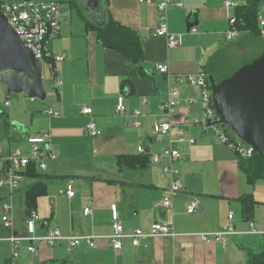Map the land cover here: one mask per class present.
Wrapping results in <instances>:
<instances>
[{
  "label": "crops",
  "instance_id": "0c3cea01",
  "mask_svg": "<svg viewBox=\"0 0 264 264\" xmlns=\"http://www.w3.org/2000/svg\"><path fill=\"white\" fill-rule=\"evenodd\" d=\"M43 1L61 5V36L52 49L66 55L65 61L56 65L54 76L63 85L54 89L42 113L44 106L38 105L37 99L24 105L23 110L13 108L10 99L5 101L10 110L9 114L1 112L0 156L6 158L17 149L28 154L27 137L49 132L51 149L58 153V158L47 161L46 172L39 171L46 193L38 198L33 209L41 218L37 235L58 229L65 237L98 238L95 248L83 244L73 251H68L64 240L53 247L37 243L36 253H29L22 244L20 256L13 264H247L250 253L264 248L262 241L259 247L249 241V236L264 237L249 234L251 221L257 231L264 233V200H258L255 194L261 190L264 198V186L252 190L257 184L248 183L239 168V156L211 130L184 126L186 118L202 117L198 104L187 103L190 98H200L201 91L177 81L179 75L204 71L212 59H222L227 67L230 57L237 56L232 75L264 53V49L256 48L264 42L259 35L245 31L231 42L225 39L230 16L235 13L225 3L241 5L244 0H178L183 7L171 6L167 12L170 33L182 38L178 49H169L166 39L155 35L160 16L157 6L163 0H105L106 4L98 9L88 0L74 3L65 0L68 8L60 0ZM106 9L117 22L138 32L144 54L142 70L129 64L119 52L103 47L95 30L87 28V23L98 20ZM259 14L264 16V0ZM192 27L198 29L197 34L191 33ZM161 64L169 66L168 74L158 71ZM173 89L179 90L181 99L171 118V137L191 138L195 144L176 145L183 155L178 167L184 190L174 198L171 212L162 207L170 189V176L163 166L152 164L149 158L150 163L140 169L130 165L120 167L118 159L150 157L167 145V139L157 141L153 125L166 119L161 107ZM119 96L125 98L127 115L116 113ZM84 107L92 108L93 114L83 115ZM47 109L59 111L60 116H47ZM136 110L142 112L138 117L132 116ZM89 122L96 123L102 131L100 136L90 135L86 128ZM139 147H144L147 153L139 154ZM37 181L27 177L22 189L15 193L7 187L0 189V264H12L13 257L11 243L2 239L10 234L26 235L29 215L26 191ZM69 184L76 192L74 198L60 194ZM249 195L255 206L250 219H246L243 200ZM194 197L199 200L198 210L188 214ZM4 204L12 206L13 226L9 231L1 224ZM113 206H117L119 220L128 232L138 228L148 230L159 223L173 227L178 236L144 238L138 247L125 239L123 248L114 251L106 238L113 232ZM86 209L91 213L85 214ZM231 213L241 234L222 243H203L198 235L223 231L230 224Z\"/></svg>",
  "mask_w": 264,
  "mask_h": 264
},
{
  "label": "built area",
  "instance_id": "2783aa9c",
  "mask_svg": "<svg viewBox=\"0 0 264 264\" xmlns=\"http://www.w3.org/2000/svg\"><path fill=\"white\" fill-rule=\"evenodd\" d=\"M144 1V0H141ZM0 6L2 12L7 16L10 25L14 28L17 35L24 42L26 47L33 53L36 59L42 61L43 68L48 65L50 70L55 75L57 73L56 65L62 63L66 59V55L56 53L52 49L53 43L61 36V5L54 1H34V0H0ZM171 6L176 8H182L183 3L178 0H163L157 9L160 13L159 25L155 30L157 37L165 38L169 49H178L182 45V38L179 35L170 33L169 25L167 21V12ZM226 8L236 9L237 4L227 1L225 3ZM258 35L264 40V16L258 15ZM229 29L225 33V39L231 42L240 34L237 28L234 14L230 16ZM191 33L197 34L198 29L192 27ZM157 69L162 74L169 73L168 65H158ZM177 81L183 85L192 88H199L201 91L200 98H190L187 103L188 106L199 105L202 117L201 118H186L184 120V126L186 127H203L205 130H211L214 135L221 141V143L227 145L233 152H235L242 159H249L253 156L255 151L253 148L245 144L239 139L233 131L225 125L213 104V92L212 86L208 75L205 71H200L198 74L179 75ZM63 85V81L56 77L55 88L58 90ZM181 95L179 90L173 89L169 91L167 98L162 105V111L166 119L157 120L153 125V134L157 141L162 142L167 139V145L157 154L150 155V161L154 165H162L163 171L170 176V189L169 195L162 200V207L173 211L174 198L183 192L184 186L181 180V170L178 167V163L181 162L183 155L176 147L180 143H188L194 145V139H187L181 137L174 140L171 137L172 121L171 118L176 112L180 104ZM144 100L143 103H145ZM10 102L6 103L9 106ZM49 117H59L60 113L57 110L47 109L45 111ZM116 113L118 115H127V106L124 96H119L116 106ZM82 114L85 116H91L93 110L90 107H84ZM141 111L136 110L132 116H140ZM87 131L91 136L96 137L102 134V131L97 127L96 123L89 122L86 126ZM51 134L47 131L27 137V143L30 146L28 154H24L21 150L17 149L10 153L6 158L0 156V189L7 187L11 193H15L22 189L23 183L26 179V171L31 165H36L38 171L44 173L47 171V161H53L58 158V153L53 151L50 146ZM139 154H146L144 147H139ZM60 194L68 198H74L76 192L74 187L69 184L65 189L60 190ZM199 207L198 198L194 197L189 203L187 208L188 214H194ZM90 209L85 210V214H90ZM112 227L113 232L106 237L110 242L114 251H119L123 248V241L130 239L133 246L138 247L140 242L144 238H176L178 235L173 227L165 224L155 223L148 230L135 229L128 232L121 221L119 220V212L117 206L112 207ZM230 224L223 231L216 233H202L198 236L205 244L222 243L227 240L228 237L241 234L238 232L234 225V215H229ZM41 221L40 215L36 210L29 212L26 220V235L18 236L10 234L8 237H4L2 240L11 243L12 247V264L20 256V247L22 244L27 246L29 253H36L37 243H45L46 245L53 247L58 241H66L68 251L85 244L90 248H95L96 236H68L65 237L58 229L49 230L44 235H37V225ZM2 227L9 231L13 226L12 220V206L10 204L3 205V214L1 216ZM251 230L249 234H260L264 236V233H260L255 228V224L250 222Z\"/></svg>",
  "mask_w": 264,
  "mask_h": 264
},
{
  "label": "water",
  "instance_id": "95a60500",
  "mask_svg": "<svg viewBox=\"0 0 264 264\" xmlns=\"http://www.w3.org/2000/svg\"><path fill=\"white\" fill-rule=\"evenodd\" d=\"M90 1L94 9L103 6L101 0ZM102 12L98 20L91 19L93 24H105L107 14ZM43 72L42 61L26 47L0 6V84L7 87V95L45 101ZM209 79L222 122L264 160V53L220 82L212 76Z\"/></svg>",
  "mask_w": 264,
  "mask_h": 264
},
{
  "label": "trees",
  "instance_id": "16d2710c",
  "mask_svg": "<svg viewBox=\"0 0 264 264\" xmlns=\"http://www.w3.org/2000/svg\"><path fill=\"white\" fill-rule=\"evenodd\" d=\"M262 0H244V3L238 5L235 9L234 17L236 20L237 28L240 32H250L251 34L258 35V15L259 6ZM74 3V0H72ZM102 4H106L105 0H101ZM108 8V7H107ZM107 14V20L104 25L98 26L91 23H87V28L95 30L97 33L98 42L105 48L111 49L122 54L129 64L138 66L142 70V63L144 60L143 48L141 46L140 36L135 29L122 25L117 22L110 14L108 9L104 10ZM226 69L225 62L217 58L212 59L204 70L208 77L212 76L217 82L226 79L231 76H224ZM0 117H3V113L0 112ZM6 125L8 126L9 120L6 118ZM150 163L148 156L136 157H120L118 159V165L125 167L130 165L137 169L143 168ZM239 168L246 175L249 184L254 185L258 181L264 180V160L254 153L249 159H242L239 157ZM36 165H31L26 171V178L39 179L35 184L31 185L26 191V206L28 211L36 208L38 198L45 195L46 185L42 181L43 175H41ZM245 207L246 219H250L252 215L251 209L255 206V202L252 196H247L243 200ZM247 264H264V248L258 253H250Z\"/></svg>",
  "mask_w": 264,
  "mask_h": 264
},
{
  "label": "rangeland",
  "instance_id": "374dc122",
  "mask_svg": "<svg viewBox=\"0 0 264 264\" xmlns=\"http://www.w3.org/2000/svg\"><path fill=\"white\" fill-rule=\"evenodd\" d=\"M11 1H16V0H11ZM37 1V0H35ZM38 1H43V0H38ZM62 1V6H64L65 8H68L67 4L64 3L65 0H60ZM237 42V41H236ZM234 43V42H233ZM257 49L259 50H263L264 49V42L262 44H258L256 46ZM228 66L226 67V70L224 71V76H228L229 74H231V70L237 65V56H234L233 58L230 57V60L228 61ZM57 70V69H56ZM43 76H44V81H45V89L47 92V95H49L48 98H46L45 101H37L38 105H42L44 106L40 113L43 112V110L47 107V103H49L51 101V97L54 94V91L57 90L55 88V81H56V77H54L55 75L53 74V71L50 70L49 66L46 65L44 67V72H43ZM55 89V90H54ZM10 99L12 101V107H18L20 110H23V106L24 105H31L32 104V100L30 99H26L22 96H19V94H11V96H7V90L6 87L3 84H0V112H4V113H8L9 114V110L10 108L5 107V101ZM31 101V102H30ZM11 107V108H12ZM47 114V113H46ZM48 116V115H47ZM0 125H1V121H0ZM0 136H1V128H0ZM257 185L254 187H252V190L255 192V190L257 189V187H259L258 185H262L264 186V182H260V183H256ZM262 192H263V196H264V187L262 188ZM256 194V198L259 200H264V198L262 197L261 194V190L255 192ZM249 241H252V243H256L255 245L257 247L260 246V241H262V243H264V237H254V236H249Z\"/></svg>",
  "mask_w": 264,
  "mask_h": 264
}]
</instances>
